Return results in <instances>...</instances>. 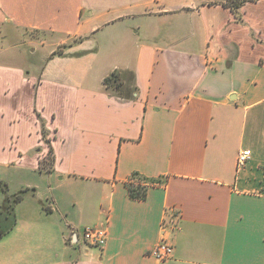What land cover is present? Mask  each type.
Segmentation results:
<instances>
[{
    "label": "crops",
    "instance_id": "obj_1",
    "mask_svg": "<svg viewBox=\"0 0 264 264\" xmlns=\"http://www.w3.org/2000/svg\"><path fill=\"white\" fill-rule=\"evenodd\" d=\"M225 2L0 0V183L28 190L3 264H264V0L240 18ZM83 29L105 58L78 56ZM94 227L103 247L83 240Z\"/></svg>",
    "mask_w": 264,
    "mask_h": 264
},
{
    "label": "rangeland",
    "instance_id": "obj_2",
    "mask_svg": "<svg viewBox=\"0 0 264 264\" xmlns=\"http://www.w3.org/2000/svg\"><path fill=\"white\" fill-rule=\"evenodd\" d=\"M255 1H257V0H248L243 5H245L248 2H255ZM227 2H229V0H226V2L224 4L225 6H227ZM243 5H241V6H243ZM231 11L233 13H237V10H231ZM237 17H239L238 13H237ZM100 24H101L100 21H98V22H96L95 25L99 26ZM133 24L134 23H130L129 22L127 24V27L128 26H132L133 27ZM144 24H147L146 20H143V21L140 22V25L142 27H146V25H144ZM101 27H102V25L99 26V28H101ZM134 29L136 30V27H134ZM81 35H82L83 38H85V37H88V38L85 39L82 42V44H80V45H82L83 48H81V52L79 53L78 56L85 57V56H89L90 54H93L94 57L97 60H99V61L102 60L103 58H105V56H106V52H105L106 48L100 42V34H99V32L98 33H94V34H90V32H88L87 29H83L82 32H81ZM48 37H50V38L45 39L43 45H40V40L39 39L35 40V43L37 45L35 47L34 46H32V47L36 49V52L34 54H31L29 52V57H28L29 58V60H28L29 63H34V64H37V65H40V61H42V59L44 60V58L48 55L49 51H51L52 45L55 42H57L62 37V34H55V35H53V37L52 36H48ZM23 40L27 41V42L30 41L26 37ZM59 50L62 52V48L61 47L57 48L55 51H59ZM51 56H54V55L52 54ZM78 56H73V57H78ZM44 62H45V60H44ZM47 138L48 137L43 134V139H44L43 145H44V148H45V157L47 159H49L52 152L50 150V143L47 140ZM1 169H0V179H2L3 181H4L5 178H9V180H11V179L13 180V175L10 176V174L5 172L3 168H1ZM133 180H134L133 182H130L126 186L127 190H128V188H131L134 191V194H137V195L143 193L144 188L146 186L145 183L142 180H135V179H133ZM11 195L12 194H11L10 191L9 192L8 191L3 192L2 189H0V207L4 203V200L7 197L11 196ZM15 228H16V232H18V230H19L18 224L16 225ZM5 239H6V236L0 240V242H1L0 243V264H3V262H2L3 255H4L3 251L6 250L5 248H3ZM43 251H45V252H31V254H33L34 256H37V258H38V256L41 253H45L46 255L48 254L47 256H49V252H46L47 249H43Z\"/></svg>",
    "mask_w": 264,
    "mask_h": 264
},
{
    "label": "trees",
    "instance_id": "obj_3",
    "mask_svg": "<svg viewBox=\"0 0 264 264\" xmlns=\"http://www.w3.org/2000/svg\"><path fill=\"white\" fill-rule=\"evenodd\" d=\"M248 0H229L227 2V7L231 10H237L241 5H243ZM62 52L55 51L53 55H61ZM120 73L119 71H113L109 76H107L103 80V84L105 86H108L111 84V80H117V77H119ZM50 153V152H49ZM48 165H52V159L51 156L49 159L46 157L39 162V169L44 170L47 169ZM0 189H2L3 192H6L5 185L0 183ZM28 190H20L19 192L12 194L11 196L7 197L4 200V203L0 207V239H2L14 226L15 223V217H14V209L15 206L21 202L25 195L27 194ZM129 196L135 200H143L145 198V191L141 194H134V191L131 188H128Z\"/></svg>",
    "mask_w": 264,
    "mask_h": 264
},
{
    "label": "built area",
    "instance_id": "obj_4",
    "mask_svg": "<svg viewBox=\"0 0 264 264\" xmlns=\"http://www.w3.org/2000/svg\"><path fill=\"white\" fill-rule=\"evenodd\" d=\"M250 158V152L245 150L237 156V167L242 168ZM107 239V232L100 228H86L83 240L86 244L94 247H103ZM152 256L158 261H166L172 257L173 248L165 241L158 243L151 251Z\"/></svg>",
    "mask_w": 264,
    "mask_h": 264
}]
</instances>
